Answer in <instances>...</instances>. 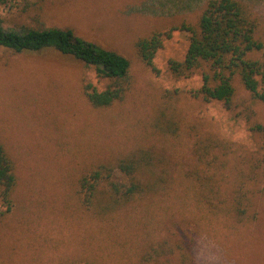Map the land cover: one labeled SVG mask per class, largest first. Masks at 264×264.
Instances as JSON below:
<instances>
[{
  "label": "rangeland",
  "instance_id": "obj_1",
  "mask_svg": "<svg viewBox=\"0 0 264 264\" xmlns=\"http://www.w3.org/2000/svg\"><path fill=\"white\" fill-rule=\"evenodd\" d=\"M208 0H4L7 30L70 29L130 62L131 87L105 109L93 67L53 48L0 47V143L14 164V208L0 219V264H143L154 250L192 239L196 264H264V103L238 77L230 108L193 99L196 73L178 78L188 34L174 32L154 59L136 44L156 32L196 25ZM264 42V0H241ZM259 59L261 53L251 55ZM151 150L144 195L121 206L104 191L82 205L79 179L100 164ZM238 208L245 209L239 214ZM156 259L157 256H150ZM151 261V264H154Z\"/></svg>",
  "mask_w": 264,
  "mask_h": 264
},
{
  "label": "trees",
  "instance_id": "obj_2",
  "mask_svg": "<svg viewBox=\"0 0 264 264\" xmlns=\"http://www.w3.org/2000/svg\"><path fill=\"white\" fill-rule=\"evenodd\" d=\"M257 29L258 22L243 1L208 0L196 25L182 24L156 32L140 39L136 47L141 61L154 68V59L164 43L174 32H184L189 37L185 58L181 62L171 61L170 69L178 78L201 74V88L189 92L193 99L221 102L230 108L235 95L234 79L238 77L245 89L264 103V42L257 38ZM0 47L15 53L53 48L93 67L97 79L108 83L102 91L92 83L84 86L88 101L97 109L109 108L122 101L132 84L130 62L126 57L79 38L70 29L7 30L0 19ZM255 53H261V57L252 58ZM255 129L264 132L261 125ZM153 162L151 150H137L115 162L98 165L77 183L82 205L88 210L95 209L101 191L114 199L117 206L144 195L151 189L148 190L141 176ZM15 187L14 164L0 143V219L14 208ZM238 212L244 214L245 209L238 208ZM191 240L181 239V243L168 250L165 259L160 258L163 251L155 249L144 258L143 264H151L153 260L154 264H196L195 244ZM152 255L157 258L153 259Z\"/></svg>",
  "mask_w": 264,
  "mask_h": 264
}]
</instances>
